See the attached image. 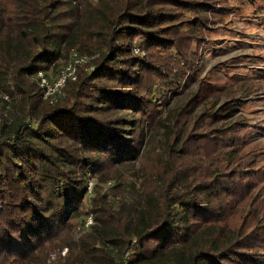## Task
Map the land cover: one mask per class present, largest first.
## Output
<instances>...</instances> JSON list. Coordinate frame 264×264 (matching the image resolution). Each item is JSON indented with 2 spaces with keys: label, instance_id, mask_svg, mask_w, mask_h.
I'll use <instances>...</instances> for the list:
<instances>
[{
  "label": "trees",
  "instance_id": "trees-1",
  "mask_svg": "<svg viewBox=\"0 0 264 264\" xmlns=\"http://www.w3.org/2000/svg\"><path fill=\"white\" fill-rule=\"evenodd\" d=\"M188 5L0 0V94L15 109L0 125V264H46L55 247L69 248L65 264H264V254L254 258L243 246L264 236V203L254 211L255 202L224 180V168L240 165L235 143L194 161L185 125L168 118L155 126L167 142L151 140L141 156V124L155 94H142L144 73L153 50L177 51L181 23L201 28L202 18L181 20ZM136 46L144 55H134ZM72 51L95 55L86 65L93 69L79 67L50 104L37 73ZM125 115L137 123L129 138ZM89 174L113 186H96L87 199ZM87 206L95 223L74 240ZM225 207L229 215L219 217Z\"/></svg>",
  "mask_w": 264,
  "mask_h": 264
},
{
  "label": "rangeland",
  "instance_id": "rangeland-1",
  "mask_svg": "<svg viewBox=\"0 0 264 264\" xmlns=\"http://www.w3.org/2000/svg\"><path fill=\"white\" fill-rule=\"evenodd\" d=\"M186 1L192 11L184 12L181 20L202 18L201 28H195L192 21L186 25L181 23L174 40L176 52H151L154 54L152 69L144 73L142 94L150 97L153 88L155 94L147 104L149 116L144 125L141 124L144 133L141 156H145L146 146L151 140L160 144L167 142L164 129L158 130L155 126L168 118L185 125L193 143L194 161L199 160L200 154L210 153L219 147L227 149L226 145L235 143L236 158L242 156L240 165L235 169L224 168V180L228 186L240 187L241 195L255 202L256 211L264 203V0ZM202 13L205 17H201ZM134 42L139 44L140 38ZM133 52L134 55H144L138 46ZM67 61L45 73L55 78ZM90 67L82 66L88 71ZM3 113L10 116L15 113L11 100L10 108H5L0 101V115ZM124 119L133 125L126 134L129 138L137 123L132 122L129 115ZM195 165L204 168L200 162ZM245 167H248L247 171H244ZM241 175L242 179H239ZM92 177L88 175L85 187L88 192L89 184L93 186L87 199L94 195L96 186L102 185L104 189L113 186L111 182L101 184L97 177ZM85 210L86 213L75 222L74 240L87 232L78 230L83 220L89 214L94 219L88 206ZM225 211L226 207L219 217L226 218L229 214ZM248 212V215L256 214ZM230 221L234 224V220ZM248 228L250 230L251 227ZM257 236L260 237H251L243 245L244 250H255L254 258L264 254V236ZM65 248L67 252L62 255ZM68 252V247H55L49 252L46 264H65ZM133 252L132 246L123 258H130Z\"/></svg>",
  "mask_w": 264,
  "mask_h": 264
},
{
  "label": "built area",
  "instance_id": "built-area-1",
  "mask_svg": "<svg viewBox=\"0 0 264 264\" xmlns=\"http://www.w3.org/2000/svg\"><path fill=\"white\" fill-rule=\"evenodd\" d=\"M95 57V55H81L77 51H72L68 62L59 70L55 78L49 77L45 71H39L35 80L37 86L41 90L43 100L49 102L50 104L57 102L58 98L62 96L66 84L69 81L76 80L78 68L89 64V62ZM90 68L93 69V66L91 65ZM0 101L4 103L5 108H10L9 95L0 94ZM4 120L11 122L9 113H3L0 115V125ZM92 187V184H89V193L92 192ZM93 223V216L92 214H89L87 218L83 220L78 230L87 231ZM66 252L67 248L62 251V255H65ZM53 257H55V255ZM123 264L127 263L124 261Z\"/></svg>",
  "mask_w": 264,
  "mask_h": 264
}]
</instances>
